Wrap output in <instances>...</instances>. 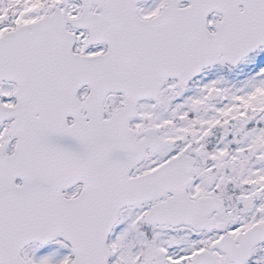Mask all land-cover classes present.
<instances>
[{"label":"snow or ice","instance_id":"obj_1","mask_svg":"<svg viewBox=\"0 0 264 264\" xmlns=\"http://www.w3.org/2000/svg\"><path fill=\"white\" fill-rule=\"evenodd\" d=\"M0 264H264V0H0Z\"/></svg>","mask_w":264,"mask_h":264}]
</instances>
